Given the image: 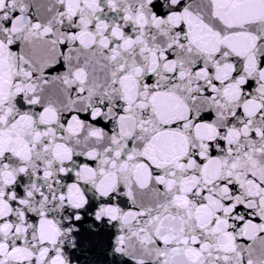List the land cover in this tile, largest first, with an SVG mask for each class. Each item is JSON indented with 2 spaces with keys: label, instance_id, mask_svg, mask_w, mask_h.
<instances>
[{
  "label": "snow or ice",
  "instance_id": "6c2138e0",
  "mask_svg": "<svg viewBox=\"0 0 264 264\" xmlns=\"http://www.w3.org/2000/svg\"><path fill=\"white\" fill-rule=\"evenodd\" d=\"M0 264H264V0H0Z\"/></svg>",
  "mask_w": 264,
  "mask_h": 264
}]
</instances>
